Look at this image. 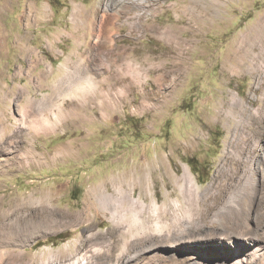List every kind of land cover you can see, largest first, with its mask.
<instances>
[{
  "label": "rangeland",
  "instance_id": "rangeland-1",
  "mask_svg": "<svg viewBox=\"0 0 264 264\" xmlns=\"http://www.w3.org/2000/svg\"><path fill=\"white\" fill-rule=\"evenodd\" d=\"M261 21L264 0H0V264H264ZM46 105L64 112L47 128ZM252 174L253 197L231 202ZM155 200L180 218L169 241L148 225ZM234 204L244 238L227 236Z\"/></svg>",
  "mask_w": 264,
  "mask_h": 264
},
{
  "label": "bare ground",
  "instance_id": "bare-ground-1",
  "mask_svg": "<svg viewBox=\"0 0 264 264\" xmlns=\"http://www.w3.org/2000/svg\"><path fill=\"white\" fill-rule=\"evenodd\" d=\"M143 1L144 0H140V3H143ZM82 8V7H81ZM208 9V8H207ZM206 11V10H205ZM79 13H81V12H78V11H74V17H75V22H76V24H78L79 23V21H80V19H79ZM198 13V12H197ZM83 15V14H82ZM92 15V14H91ZM194 15V14H193ZM205 15V14H204ZM193 18V17H192ZM81 23V22H80ZM258 24V23H257ZM170 28V27H169ZM168 28V29H169ZM77 29V28H76ZM247 39V38H246ZM250 39H254L253 41H254V43H255V45L253 44L252 45V53H251V60L253 61V68H255V69H258L259 67H260V64H259V60H260V58H264V21H261V23H259L258 25H256V27H255V29L252 31V34H251V36H250ZM243 40H244V38H243ZM239 43H241V42H239ZM244 43H245V41H244ZM247 43V42H246ZM243 44V43H242ZM241 44V45H242ZM239 45V44H238ZM238 47V46H237ZM248 47V46H247ZM246 47V48H247ZM258 47H260L259 49H261L259 52H256L255 51V49H258ZM245 48V50H248V49H246ZM241 49V48H240ZM243 49V48H242ZM235 50V49H234ZM240 51V50H239ZM241 52V51H240ZM239 52V53H240ZM234 53L236 54V52L234 51ZM239 53H238V55H239ZM246 54V53H245ZM245 54H243V57L244 56H246ZM235 57V56H234ZM238 58V57H237ZM241 58V57H240ZM239 59V58H238ZM237 61V60H236ZM240 62V61H239ZM177 63V62H176ZM178 64V63H177ZM253 68H252V70H253ZM237 71V70H236ZM168 76H170V73L168 74ZM82 79H85V80H87V82H88V84L90 85V83H93L92 82V79H90L89 77H83ZM93 85V84H92ZM80 89V88H79ZM78 89V90H79ZM83 89V92L84 93H91L93 90H89V89H87L86 87H83L82 88ZM84 98H86V97H84ZM76 105V108L78 109L77 110V115L76 116H79L81 113H79V111L81 110V108H83V106H82V104H75ZM37 106V105H36ZM109 106V105H108ZM74 107V106H73ZM41 108V112H40V110L37 108V111L39 110V112H37V114L36 115H34V118H35V120H36V122L38 123L37 125L38 126H40V127H50V126H52V125H54L53 124V119L52 118H54V119H56V122H58V121H61V119H62V114H64V112H63V110L61 111L60 110V112L61 113H58V112H56L55 114H53L52 113V111H51V114H50V110H51V108H50V105H46V106H41L40 107ZM81 112V111H80ZM25 115L28 117L29 115L27 114V113H25ZM51 115H53V116H51ZM72 115V114H71ZM261 117V116H260ZM72 119V118H71ZM261 120V119H260ZM33 121V120H32ZM55 122V123H56ZM34 124V123H33ZM261 125H263V123L261 124ZM34 129V128H33ZM38 129V128H37ZM39 130V129H38ZM14 134H15V132H14ZM14 136V135H13ZM12 136V137H13ZM10 137V136H9ZM2 138H4V137H2ZM15 138H17V137H15ZM11 140V139H10ZM14 140V139H13ZM241 141H243V140H241ZM10 142H12V141H10ZM258 142V141H257ZM18 143V142H17ZM249 165V164H248ZM151 168V167H150ZM187 168V167H186ZM153 170V169H152ZM186 172H185V175H184V177H185V185L184 186H182V187H184L183 188V190L184 189H187V188H191L190 189V191L191 190H194V189H197V187H196V184H195V179H194V177L192 176V174H191V172L188 170V169H186L185 170ZM243 171V170H242ZM247 172H248V170H247ZM255 173V172H254ZM240 174H241V170L240 171H237V172H235L233 175H234V177L232 178V182L231 183H228V186L226 187V189H231L232 187H236V186H238V185H240L241 184V181H243V178H241V176H240ZM153 176V175H152ZM232 177V176H231ZM135 180V179H134ZM255 181H256V179H255V174H252V175H250V176H248V179H247V181L246 182H244L245 184L243 185V187H242V189L238 192V193H235L234 194V196L231 198V202H235V201H237V200H240L241 202H243L244 201V199L246 198V197H248L249 199H251V197H253V193L255 192V186H256V184H255ZM125 182V181H124ZM116 184V183H115ZM119 184V183H118ZM121 184V183H120ZM179 184V183H178ZM263 185V184H262ZM129 187V186H128ZM182 187H181V189H182ZM224 189V188H223ZM248 190H250L249 192H248ZM118 191V190H117ZM120 191V190H119ZM219 192V191H218ZM221 192V191H220ZM111 194V193H110ZM225 194V193H224ZM217 195H218V193H217ZM262 195H263V193H262ZM32 197V196H31ZM221 198H222V196H220ZM187 198V197H186ZM215 198V197H214ZM128 199V198H127ZM129 199L133 202V205L134 206H139L140 207V209L141 210H138V211H136L135 212V215L133 216L134 218V223H136V225L137 224H143V221H142V218H143V216H142V212L145 210V207H146V203H145V201L144 200H142L141 198H136V197H134L133 195H132V193H129ZM188 199V198H187ZM12 200V199H11ZM108 199H106V201H107ZM260 200V199H259ZM16 201H18V200H16ZM178 202V201H177ZM187 202V201H186ZM188 206L186 207V208H184V210L186 211V213H189V215L187 216V219H191L192 218V211H193V209H192V205H191V202H190V200L188 199ZM244 203V202H243ZM260 203V202H259ZM17 204V203H16ZM171 204V203H170ZM176 204V207H178V205L179 204H177V203H175ZM102 205H104V204H102ZM106 205V204H105ZM232 205V204H231ZM263 205V204H262ZM234 206L236 207V208H233L234 210L230 213V215L228 216L229 218L228 219H230L229 221L232 223V226H233V229H230V230H228L227 231V236L229 235V234H232V235H234V236H236L237 235V237H242V238H244L245 237V235H246V231H248V227L246 226V225H244V217H242V214H243V209L242 208H239V205L237 206L236 204H234ZM261 206V205H260ZM12 207V206H11ZM225 207V206H224ZM20 208V207H19ZM226 208V207H225ZM10 209V208H9ZM14 209V208H13ZM176 209V208H175ZM16 210V209H15ZM42 210V209H41ZM149 210L150 211H152V215H153V221H151V223H149L148 225H150V224H152V226H154L153 228H156V230H157V234H158V236L159 235H162L163 233H164V231H166V230H170V226H172L173 224H175L176 223V220H180V218L177 216V213H175L174 215H173V218H172V222H169L168 220H165V219H162V217H161V207L159 206V204H157V201L155 200L154 202H153V204H152V206H151V208H149ZM4 211V210H3ZM5 211H7V210H5ZM44 211V210H43ZM211 211H212V209H211ZM14 212V211H13ZM214 212V211H213ZM223 212V211H222ZM228 212V211H227ZM37 213V212H36ZM14 214V213H13ZM42 214H44V213H42ZM42 214H41V216H42ZM208 214V213H207ZM226 213H224V215H225ZM46 215V214H45ZM227 215V214H226ZM204 216H206L207 217V215H204ZM11 217V216H10ZM27 217V216H26ZM33 217H35V216H33ZM32 217V218H33ZM88 217H90V216H88ZM185 217V216H184ZM29 218V217H28ZM40 218V217H39ZM115 218H116V221L119 223H122L124 220H125V213H120L119 215H115ZM43 219H45V218H43ZM182 219V218H181ZM47 220V219H46ZM27 221V220H26ZM6 222V221H5ZM33 223H35V222H33ZM41 224H43V223H41ZM133 225H135V224H133ZM132 226V225H131ZM130 229V228H129ZM250 229V228H249ZM116 230V229H115ZM155 230V231H156ZM222 230V229H221ZM119 231V230H118ZM21 232V231H20ZM171 232V231H170ZM170 232H168L167 233V235H164L163 234V236H164V241H169V235H170ZM5 233V232H4ZM13 233V232H12ZM30 233V232H29ZM197 233H195L192 237H190V239H192V240H196L195 238H197L198 236L196 235ZM13 235V234H12ZM174 235V234H173ZM167 237V238H166ZM247 237H248V235H247ZM9 238V237H8ZM170 239H172V238H170ZM176 239H178L177 241H181V239L182 238H176ZM216 239V238H215ZM18 241V240H17ZM126 241V240H125ZM125 241H124V243H125ZM193 248H190L189 250H192ZM109 250L111 251V248H109ZM244 250V249H243ZM256 250V251H255ZM254 251V256H257V254H259L260 252H258V250L257 249H255ZM92 251V250H91ZM102 251V250H101ZM127 250H126V244H123L122 245V247H121V251H120V253L117 255V258H116V262L117 261H119L120 262V257H121V255L123 254V253H125ZM237 252V251H236ZM110 253H106L105 252V254H104V256L106 257H110ZM264 255V254H263ZM238 256V253H235L234 254V256L233 257H235L236 259H234V264H241V262H242V260L240 259V258H238L237 257ZM251 256V255H250ZM161 258V257H160ZM159 258V260H160V263H162L161 261L163 260V258H161L160 259ZM251 258V257H250ZM253 258V257H252ZM260 258V257H259ZM53 259V257L50 259V264H64V262H58V261H55L54 259ZM85 259V258H84ZM101 260H102V258H100V260H99V262L97 263V264H108L105 260H103L102 262H101ZM205 260H207V258H205ZM253 260V259H252ZM1 261V260H0ZM245 261V260H244ZM258 261V260H257ZM67 262V261H66ZM80 262V260H79V258H74V259H72V260H70L68 263H66V264H80L79 263ZM188 263V262H187ZM255 263V262H254ZM81 264H83V263H81ZM119 264V263H118Z\"/></svg>",
  "mask_w": 264,
  "mask_h": 264
},
{
  "label": "trees",
  "instance_id": "trees-1",
  "mask_svg": "<svg viewBox=\"0 0 264 264\" xmlns=\"http://www.w3.org/2000/svg\"><path fill=\"white\" fill-rule=\"evenodd\" d=\"M65 236H67L66 233H60L57 236L54 237L55 240H62Z\"/></svg>",
  "mask_w": 264,
  "mask_h": 264
}]
</instances>
